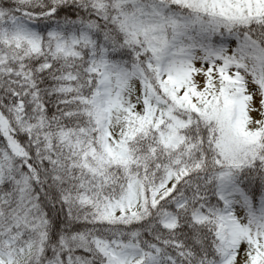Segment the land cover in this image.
<instances>
[{
    "label": "snow or ice",
    "instance_id": "snow-or-ice-1",
    "mask_svg": "<svg viewBox=\"0 0 264 264\" xmlns=\"http://www.w3.org/2000/svg\"><path fill=\"white\" fill-rule=\"evenodd\" d=\"M0 264H264V0H0Z\"/></svg>",
    "mask_w": 264,
    "mask_h": 264
}]
</instances>
